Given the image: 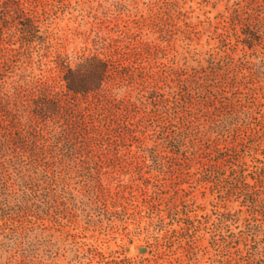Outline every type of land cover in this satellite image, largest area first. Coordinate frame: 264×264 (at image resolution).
I'll list each match as a JSON object with an SVG mask.
<instances>
[{"label": "trees", "instance_id": "1", "mask_svg": "<svg viewBox=\"0 0 264 264\" xmlns=\"http://www.w3.org/2000/svg\"><path fill=\"white\" fill-rule=\"evenodd\" d=\"M43 1L0 0V202L27 204L74 178L93 193L107 191L105 175L115 180L129 167L140 173L145 161L180 177L196 161L207 178L228 171L227 193L261 216L222 240L236 245L233 264H256L264 250V165L249 168L237 151L244 149L236 121L247 112L233 54L263 36L264 0L238 2L218 51L204 62L169 69L124 31L94 39L91 49L53 53Z\"/></svg>", "mask_w": 264, "mask_h": 264}, {"label": "rangeland", "instance_id": "2", "mask_svg": "<svg viewBox=\"0 0 264 264\" xmlns=\"http://www.w3.org/2000/svg\"><path fill=\"white\" fill-rule=\"evenodd\" d=\"M239 1L44 0L43 4L53 53L91 49L94 39L115 38L124 31L147 42L153 50L151 62L169 69L196 66L217 52L219 35L226 30L224 25L229 27ZM262 34L252 46L238 44L233 54L239 66L238 99L247 112L236 121L244 149L237 151L249 168L264 165ZM44 64L39 68L46 75ZM40 72L33 69V74ZM154 168L153 162L145 161L140 173L129 167L125 173L115 172V180L108 173L102 182L107 191L93 193L86 180L74 178L63 191L27 204L14 199L0 202V264L9 258L13 264H233L229 258L236 245L229 242L225 247L223 237L230 239L232 233L246 229L252 216H261L252 215L242 197L227 193L228 171L207 178L196 161L188 176L172 177ZM259 239L263 246L264 233ZM259 258L264 261V250L256 264Z\"/></svg>", "mask_w": 264, "mask_h": 264}, {"label": "water", "instance_id": "3", "mask_svg": "<svg viewBox=\"0 0 264 264\" xmlns=\"http://www.w3.org/2000/svg\"><path fill=\"white\" fill-rule=\"evenodd\" d=\"M139 251L142 252V249H140Z\"/></svg>", "mask_w": 264, "mask_h": 264}]
</instances>
